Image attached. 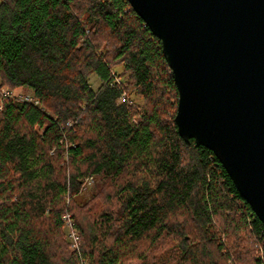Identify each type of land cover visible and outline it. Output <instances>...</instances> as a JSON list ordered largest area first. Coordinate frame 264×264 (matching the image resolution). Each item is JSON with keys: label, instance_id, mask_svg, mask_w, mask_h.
I'll return each instance as SVG.
<instances>
[{"label": "trees", "instance_id": "obj_1", "mask_svg": "<svg viewBox=\"0 0 264 264\" xmlns=\"http://www.w3.org/2000/svg\"><path fill=\"white\" fill-rule=\"evenodd\" d=\"M0 86L37 101L0 97V264H264L263 225L179 137L173 77L127 0H0ZM90 175L107 184L78 203Z\"/></svg>", "mask_w": 264, "mask_h": 264}, {"label": "water", "instance_id": "obj_2", "mask_svg": "<svg viewBox=\"0 0 264 264\" xmlns=\"http://www.w3.org/2000/svg\"><path fill=\"white\" fill-rule=\"evenodd\" d=\"M159 41L179 137L211 151L264 227V0H127Z\"/></svg>", "mask_w": 264, "mask_h": 264}, {"label": "rangeland", "instance_id": "obj_3", "mask_svg": "<svg viewBox=\"0 0 264 264\" xmlns=\"http://www.w3.org/2000/svg\"><path fill=\"white\" fill-rule=\"evenodd\" d=\"M119 69V68H118ZM90 85L93 89H96L97 86L99 85V83L96 81L95 78L91 77L90 78ZM0 88H2L0 86ZM4 88V87H3ZM5 89V88H4ZM14 94L16 95H26V94H30V92L26 91V90H14L13 91ZM123 98H121V101H122ZM131 100L134 101V103L136 105H141V100L138 99V97H133L131 98ZM135 122L137 123V120H135ZM107 184V180H101L99 177L95 176V175H90V176H87L84 180H83V184L81 185V188H80V191H79V194L78 196L76 197V200L78 203H83L87 200H90L92 195H94L95 193L98 192V190H100V188H102L104 185ZM68 195L65 196V207L68 205ZM68 213L74 224H75V231L78 235V241H79V245H78V248H79V251L81 250V240H80V237H79V234L77 232V228H76V223H75V220L73 219V216L72 214L65 208L64 211H63V214L61 216V223H62V228H63V234H64V238H65V241L69 247V250L70 251H74L72 246H71V243H70V240L68 238V229L66 228L64 222H63V215ZM88 264V263H86ZM125 264H139L137 261H128L127 263Z\"/></svg>", "mask_w": 264, "mask_h": 264}, {"label": "built area", "instance_id": "obj_4", "mask_svg": "<svg viewBox=\"0 0 264 264\" xmlns=\"http://www.w3.org/2000/svg\"><path fill=\"white\" fill-rule=\"evenodd\" d=\"M0 97L1 98H13L16 99L20 102H24V103H28V104H33L34 106L37 105V101H35L32 97L31 94H26V95H16L13 93V91L11 90H7L4 88H0ZM69 125V124H68ZM63 222L66 226V228L68 229V238L70 240L71 246L73 248V252H79V241H78V235L75 231V224L71 218V216L66 213L63 215L62 217ZM83 264H86L85 262H83Z\"/></svg>", "mask_w": 264, "mask_h": 264}]
</instances>
